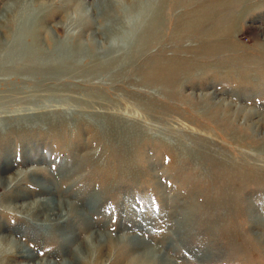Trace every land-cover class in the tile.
Wrapping results in <instances>:
<instances>
[{
    "label": "rangeland",
    "instance_id": "374dc122",
    "mask_svg": "<svg viewBox=\"0 0 264 264\" xmlns=\"http://www.w3.org/2000/svg\"><path fill=\"white\" fill-rule=\"evenodd\" d=\"M16 1L0 0V247L32 258L0 254V264H72L94 233L103 264H264V0L213 2L203 15L169 2L165 35L111 65L98 0H35L55 9L31 34L29 62L41 65L26 67L5 56L18 42ZM63 46L89 56L55 73L48 53ZM42 188L91 226L29 228L19 207L56 199ZM13 189L25 195L8 198Z\"/></svg>",
    "mask_w": 264,
    "mask_h": 264
},
{
    "label": "bare ground",
    "instance_id": "6f19581e",
    "mask_svg": "<svg viewBox=\"0 0 264 264\" xmlns=\"http://www.w3.org/2000/svg\"><path fill=\"white\" fill-rule=\"evenodd\" d=\"M66 1L69 3L71 0H66ZM110 1L109 0H107V1L106 0H98V2H99L98 4L100 6V11H101L98 18L102 17V20H105V22H106V25L105 26L103 25L102 29H104L103 31L112 33L114 35V38L113 39L111 38L112 40L109 43V46H107L108 50H106V52H107L106 55H104L101 58L102 59L101 61L105 65L106 64L111 65L112 63L116 62L113 59L114 53L124 52L125 50L129 51L130 48L136 47L137 45H139L138 44L139 40L142 38L145 39L146 36H150L151 38L152 37L156 38V36H158V35L160 36V34H162L164 36L165 32H163V31H164L165 27H167L168 23L165 25L163 16H169L170 12L168 13L166 10V9H168L169 2L172 3V10L174 9V11L175 10L177 11V7L180 6V8H178V9H183L184 13L190 12V13H198V14L199 13L200 14H202V13L208 14V13H211L210 11L214 8L213 5H211L213 2L218 3L220 5V7L226 8L229 5L234 6V5L238 4V2L240 0H238V2L232 1V0L231 1L226 0L225 1L226 3L222 2L223 0H212L209 2V4H204L202 0H198V1L197 0H189L190 3L188 6H185L187 0H126V2L128 4H130L129 8L131 10H133L132 13L124 11V9L122 8V5H120V3L118 1H116V3L112 2V1L110 2ZM216 1H219V2H216ZM56 2H57V0H56ZM243 3L244 2L242 1L239 4H243ZM16 4H17V6L15 5L16 7L13 6V8H12V11L14 13L12 18H13V20L17 21L16 29H18L17 35H19V36H17L18 42L14 44V46H13L14 48H7L6 49L5 56H7L9 58L8 61L14 60V62H13L14 65L15 64L19 65V63H18L19 60L22 62V64L25 67H26V65H41L39 62H36L37 64L34 62H31V61H30L31 63L29 62V60L33 59L32 58L33 56H37V55H35L36 54V52H34L35 50H33V48H37V44H36V40H35L34 36H37V34L39 33L40 28H41L40 26L42 25L41 23H46V21H47L46 18L44 19L43 15H46V14L50 13V11L55 9V7H54L55 2H51V3L47 4L46 2H41V1L39 2V1H35V0H17ZM193 5H197V7L195 9H193L192 11H189V7L190 6L193 7ZM68 9L69 8L66 7L62 10V12L67 13ZM217 11H219V10L217 9ZM179 16L183 17L181 14ZM205 16L208 17V15H205ZM207 17H203L205 19H203V21L200 20L199 24L203 25L205 23L204 20L205 21H206V19L209 20ZM177 19H178V17H177ZM176 22H178V21L176 20ZM194 22L196 23V19ZM86 23H85V25H87ZM179 24H181V23L179 22ZM182 24H183V22H182ZM172 28H173V26H172ZM188 30H189V28H188ZM31 34L34 36H31ZM149 41H151V39H149ZM143 45H141V47L137 46L136 51L132 52V54L129 53L128 61L130 63L133 61H137L141 57V56L139 57V55L141 54L140 49L141 48L146 49V45L144 47H143ZM72 50H74V51H72ZM72 50H70L69 48H67L65 46L51 49L50 53H48L49 54L48 55L49 61L46 64L50 66V69H51V67L56 68V69H54L56 71H53V72L58 73L61 71V70H59L60 67L65 66V65L70 66V65L79 64L82 62V60L86 59L89 56L88 55L89 53L79 55L78 49H72ZM12 57L14 59H11ZM55 63H57V64H55ZM96 63H97V61H96ZM26 69H28V68H26ZM102 69L105 71L104 68H102ZM94 71H95V69H94ZM45 73H47V72H45ZM62 73H64V72H62ZM115 125L113 126L112 124L108 123V125L105 127H106V129L109 128V130H114V129L118 130V127H120V126L116 125V127H115ZM113 133H111V134H113ZM118 133H120V132H118ZM120 139H122V138H120ZM124 140H126V139H124ZM31 175H33V174H31ZM20 183H21V181H20ZM16 184H19V182H16ZM41 190L43 191V193L50 194L53 197H55L56 199L51 198V197L40 198V199H36L35 201H33L31 203H28L26 205H22L19 207V209L22 211L23 214H25L28 217H31V219H32L31 220L29 218L31 220L28 223L29 228H31V227L33 229L39 228L42 230H44V229L48 230L50 228L49 232L56 229L58 231L59 230L61 231V232H59V233H61L60 235H63L64 234V232H63L64 226L65 227H67V226L71 227V225L72 226L77 225V226H80V227H78V229L79 228L80 229L81 228L82 229L83 228H89L91 226V223L88 220V218L84 217L81 213L77 212V204L76 203H74L72 201H65V200H62L61 198H59L58 197L59 191H57V190H54V189L50 190L47 188H42ZM8 191H7V193H8L7 197L8 198L14 197V195H16V196L17 195L20 196V194L25 195L24 190L23 191L17 190L15 192L13 189L11 192H8ZM55 211H58V212L54 213ZM37 215H39V216L43 215V220L40 221V218ZM78 229H76V231H78ZM74 232H75V229H73V228H71V229H69V231H67V233H72V234H74ZM94 235H97V234L94 233L93 235H89V237H86L85 244H83V246H84L83 249L73 251L70 254V257L74 256L72 264H93V262H95V261L97 262V260L103 264V263L109 261V259H110L109 256H107V258H106V256H104V254H103L104 248L106 247V244L103 243V241H101L99 239V237L94 236ZM4 240H6L5 237L1 238L0 242L4 241ZM77 240H78V238L74 234V237H71L69 241L73 242V241H77ZM15 253L19 257L24 258L25 260H30L32 258L31 255L23 254V252H20L19 250L17 251V248H15V247H13V249H11V250H10V248L7 249V248H4L2 246L0 247V254L3 257L4 256H10V255L15 254ZM158 259H160V258L157 257L154 260H152L151 262L150 261L147 263L141 262L139 264H167L166 262H162ZM136 262H139V261H136ZM1 264H2V262H1ZM53 264H56V263H53Z\"/></svg>",
    "mask_w": 264,
    "mask_h": 264
}]
</instances>
